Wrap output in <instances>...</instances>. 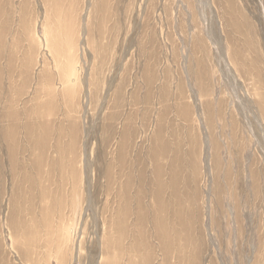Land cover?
Segmentation results:
<instances>
[{
  "label": "rangeland",
  "instance_id": "obj_1",
  "mask_svg": "<svg viewBox=\"0 0 264 264\" xmlns=\"http://www.w3.org/2000/svg\"><path fill=\"white\" fill-rule=\"evenodd\" d=\"M0 264H264V0H0Z\"/></svg>",
  "mask_w": 264,
  "mask_h": 264
}]
</instances>
